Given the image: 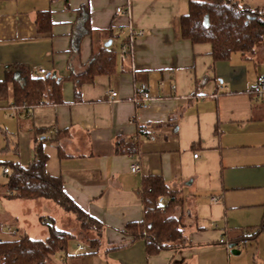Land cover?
I'll list each match as a JSON object with an SVG mask.
<instances>
[{
    "label": "crops",
    "instance_id": "crops-1",
    "mask_svg": "<svg viewBox=\"0 0 264 264\" xmlns=\"http://www.w3.org/2000/svg\"><path fill=\"white\" fill-rule=\"evenodd\" d=\"M189 5V0H0V81L8 71L24 68L41 76L44 69L62 81L63 99L29 112L11 98L0 101V150L9 147L12 160L27 167L41 133L48 174L61 177L68 196L104 226L99 253L71 245L68 264H264L262 235L242 242L264 218V95L256 90L257 78L264 76V45L249 57L235 53L215 62L211 44L181 37ZM40 12L49 13V28L39 30ZM130 28L143 32L131 42V59L120 47ZM109 41L122 59L119 70L77 88L71 77ZM112 92L118 95L111 101ZM57 135L65 138L57 141ZM122 140L135 144L136 153H116ZM134 163L138 174L131 172ZM146 175L163 176L181 193L187 248L149 258L144 240L131 242L124 233L128 223L143 219L140 186ZM2 196L11 201L0 224L19 231L18 199ZM8 237L3 240L15 239ZM79 246L85 250L78 253ZM63 255L51 264H61Z\"/></svg>",
    "mask_w": 264,
    "mask_h": 264
},
{
    "label": "trees",
    "instance_id": "trees-1",
    "mask_svg": "<svg viewBox=\"0 0 264 264\" xmlns=\"http://www.w3.org/2000/svg\"><path fill=\"white\" fill-rule=\"evenodd\" d=\"M189 11L180 21L181 37L193 44H211L215 62L229 60L235 53L247 57L254 54L258 45L264 42V10L251 8L236 0H189ZM81 10V17L83 16ZM85 25L89 24V10L85 9ZM83 18V17H82ZM208 20V22H207ZM36 22L39 30L52 24L49 13L40 12ZM130 36L121 43L126 48L123 57L132 58L133 47ZM127 55V56H124ZM116 48H104L97 52L90 65L77 76H70L76 87L93 83L96 76L111 75L119 70ZM122 61V59H121ZM62 81L54 77L42 78L27 69L8 71L0 81V101H8L29 112L40 104L62 103ZM37 147L34 160L24 167L19 161H3L1 155L9 152V147L0 150V169L8 168L7 182L3 186L6 196L19 200H46L57 204L65 212L72 213L78 222L80 233L85 235L89 255H97L104 239L102 222L93 218L68 196L61 177H53L46 170L48 156L45 153L41 133L37 134ZM65 135H57L60 141ZM116 153L134 154L137 146L128 141H118ZM60 156L64 151L59 147ZM140 199L143 203V219L130 222L124 233L131 242L142 241L146 245L147 256L154 257L163 251H179L190 245L184 230L183 218L179 212L184 201L181 193L168 186L161 175H146L140 186ZM49 237L35 240L28 236L14 240L0 241V264H51L54 258L68 254L69 246L76 234L60 230L46 222ZM248 241H256L264 235L262 222L249 230Z\"/></svg>",
    "mask_w": 264,
    "mask_h": 264
},
{
    "label": "rangeland",
    "instance_id": "rangeland-1",
    "mask_svg": "<svg viewBox=\"0 0 264 264\" xmlns=\"http://www.w3.org/2000/svg\"><path fill=\"white\" fill-rule=\"evenodd\" d=\"M205 1V0H199ZM239 2H244L245 4H249L251 8H259L264 10V0H236ZM117 46V44H115ZM261 46L264 45L260 44ZM12 154H2L1 159L3 161H11ZM6 176L3 172V168L0 169V193L4 192L3 186L6 184ZM0 216L1 214H5L7 212L5 205L10 202L11 200H7L6 197H0ZM45 200H16L18 204L17 212L20 213L21 218L18 220L19 223H14L15 226L19 229L18 234L15 238H21L24 236H28L35 240H44L49 237L48 234V225L46 221L50 222L52 225L60 230L72 232L76 234V238L71 241V245H76L77 243L82 244L85 248L89 249L86 245V240L82 238L80 235V230L78 227V222L75 216L72 213L65 212L60 206L57 204L55 205L52 202H44ZM29 202V203H28ZM34 202V203H33ZM46 203L48 206V210L45 209L43 204ZM35 207V210L33 207ZM35 211V213H34ZM4 216V215H2ZM9 239L8 236H4L0 233V239ZM264 240V236L262 235ZM264 249V243H263Z\"/></svg>",
    "mask_w": 264,
    "mask_h": 264
},
{
    "label": "built area",
    "instance_id": "built-area-1",
    "mask_svg": "<svg viewBox=\"0 0 264 264\" xmlns=\"http://www.w3.org/2000/svg\"><path fill=\"white\" fill-rule=\"evenodd\" d=\"M120 12H123V10L120 8L119 10H118V13H120ZM125 13L126 14H129V12L128 11H125ZM128 35L130 36V38H131V41L134 39V37L136 36V35H143V32H134L131 28L129 29V31H128ZM123 51L124 52H126V48L124 47L123 48ZM41 76H44V77H48L49 78V75H47V72H46V70H44V69H40V71L38 72ZM256 90H257V92L260 94V95H264V76H259L258 78H257V81H256ZM117 95H118V93L117 92H112L111 94H110V96H109V100H115L116 99V97H117ZM145 107V106H144ZM197 154L195 155V158H197ZM140 170H141V168H140V166L137 164V163H134L132 166H131V172L133 173V174H138V173H140ZM4 173H5V175H8L9 173H10V171H9V169L8 168H4ZM18 230L15 228V227H12V226H10V225H8V224H0V233L1 234H3V235H6V236H10V237H12V238H15L16 237V235L18 234ZM250 235H249V233H245L244 235H243V241L242 242H244V243H247V239H248V237H249ZM1 240H3V239H0V241ZM219 242H221V244H223V245H226V247H227V249H230V247H229V245H228V243L224 240V239H221ZM79 249H78V253L79 252H82V251H84L85 249H84V247H78ZM70 259H71V256L70 255H63V256H61L60 258H59V262H61V264H68L69 263V261H70Z\"/></svg>",
    "mask_w": 264,
    "mask_h": 264
},
{
    "label": "water",
    "instance_id": "water-1",
    "mask_svg": "<svg viewBox=\"0 0 264 264\" xmlns=\"http://www.w3.org/2000/svg\"><path fill=\"white\" fill-rule=\"evenodd\" d=\"M207 22H208V20H207ZM111 44H112V42L109 41L105 47L107 48V47H109Z\"/></svg>",
    "mask_w": 264,
    "mask_h": 264
}]
</instances>
